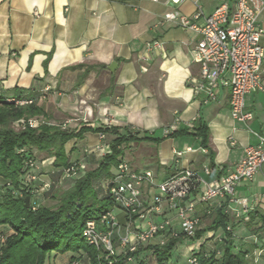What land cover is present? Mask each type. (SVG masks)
Here are the masks:
<instances>
[{
	"label": "crops",
	"instance_id": "1",
	"mask_svg": "<svg viewBox=\"0 0 264 264\" xmlns=\"http://www.w3.org/2000/svg\"><path fill=\"white\" fill-rule=\"evenodd\" d=\"M222 2L232 7L236 0H184L178 9L188 16L198 14L201 23ZM168 9L163 0H0V88L7 97L25 92L35 97L51 125L73 123L76 130L91 129L64 144L69 163L86 159L82 164L95 168L103 156L92 149L100 142L95 129L116 130L104 132L102 142L107 145L131 130L137 131L136 137L158 139L122 145V158L134 169H150L157 181L183 169L212 180L221 166L229 171L243 159L245 146L257 142L255 133L264 135V58L263 88L245 96L254 118L247 124L233 121L227 87H219L207 104L204 93L194 94L192 81L199 75V65L192 50L198 36L164 21ZM258 25L264 30V11ZM154 40L162 42V49L146 53V42ZM175 119L183 132L164 135L163 129ZM198 123L208 129L205 148L193 135ZM32 153L46 159L34 171L37 199L41 205H54L55 188L65 190L74 180L61 175L47 152ZM207 166L212 171L208 177L203 173ZM261 187L264 166L253 181L237 189L239 197L255 199L250 222L234 225L238 236L251 234L264 217ZM150 193L145 189L146 199ZM197 207L200 218L207 217L205 206ZM114 214L124 221L122 212ZM257 231L260 244L264 230ZM11 233L10 227L0 225V245ZM254 246L244 247L252 255ZM73 256L79 257L74 264L88 263L83 254L52 252L48 264H69Z\"/></svg>",
	"mask_w": 264,
	"mask_h": 264
},
{
	"label": "built area",
	"instance_id": "2",
	"mask_svg": "<svg viewBox=\"0 0 264 264\" xmlns=\"http://www.w3.org/2000/svg\"><path fill=\"white\" fill-rule=\"evenodd\" d=\"M163 1L169 8L163 14V20L181 29L191 30L198 36L192 50L194 60L199 65V75L192 81L194 94L204 93L203 103L207 104L216 98L219 87H227L233 121L244 124L252 121L254 114L246 108L245 96L263 88L264 30L259 27L258 19L264 11V0H236L232 7L227 2L219 3L201 23L197 20L198 14L188 16L179 11L178 6L184 0ZM162 47L161 41L154 40L146 42L145 51L150 53ZM0 100L17 106L34 102L27 92L22 96L7 97L2 88ZM178 122L179 119H175L164 128V135L178 131ZM41 123L44 121L36 116L20 120L19 127L37 128ZM61 127L65 128V124ZM255 136L256 144L245 146L243 159L229 171H222L221 166L220 174L212 180L183 169L166 180L157 181L150 169L136 170L122 158L105 186L114 206L101 213L97 221L90 219L84 224L83 239L108 264L116 262L119 256L125 264H156L154 250L142 255L139 249L150 243L163 245L166 239L180 235L184 238L180 247L186 264H202L199 256L207 264H222L223 247L229 240L241 241L242 246L250 243L256 245L260 231L252 229L251 234L241 237L234 229L237 222H250L255 200L239 197L237 189L242 183L253 181L264 166V135L255 133ZM98 138L100 142L92 148L93 151L101 155L110 153L109 145L102 142L104 134L98 132ZM174 153L179 155V152ZM26 166L30 172L28 179L36 180L34 171L38 165L35 160L28 159ZM83 167V164L68 165L62 169V176L72 177ZM203 173L208 177L212 171L207 166L203 167ZM145 189L151 192L149 199L145 198ZM200 205L205 206L204 214L207 216L216 208L221 209L226 217L225 226L218 230H207L199 239L190 242L200 229L201 218L197 213V206ZM36 207L37 204L33 203V209ZM114 209L123 213L122 223L116 218ZM235 247L238 250L239 246ZM262 252L260 248L254 249V263ZM249 256L247 254V258Z\"/></svg>",
	"mask_w": 264,
	"mask_h": 264
},
{
	"label": "trees",
	"instance_id": "3",
	"mask_svg": "<svg viewBox=\"0 0 264 264\" xmlns=\"http://www.w3.org/2000/svg\"><path fill=\"white\" fill-rule=\"evenodd\" d=\"M34 102L25 106H17L0 100V225H7L12 230L0 245V264H44L46 257L55 252H66L85 255L87 264H108L99 256L97 250L89 246L82 236L84 224L90 219L96 220L99 215L113 208V201L107 195L105 186L113 175V169L122 160V145L130 141L158 139L136 137L137 131H128V134L118 135L109 143L110 153L104 154L95 168L79 172L69 178L74 180L71 187L62 191L51 206L41 205L37 199V190L33 182L28 179L29 169L26 161L34 159L32 149L47 152L54 157L53 166L62 169L69 163L64 150V144L69 140L81 137L82 133L90 128L67 130L60 125L48 123L43 108ZM43 117L44 123L36 127L19 126L20 120L32 117ZM100 133L116 131L114 128L95 129ZM183 131H175L170 136H176ZM193 135L199 137L201 145L207 147L208 129L203 123L195 126ZM35 174V173H34ZM28 197L29 204L25 205ZM33 203L37 207L33 209ZM212 220L204 229H198L193 242L200 238L207 230L224 228L226 217L221 209L212 212ZM264 217H260L257 230H264L262 225ZM184 238L182 235L168 238L163 245L150 243L139 249L144 255L148 250H154L156 264H181L182 247L172 256L173 249L180 248ZM239 246L236 250L235 246ZM204 247V246H203ZM202 247V248H203ZM255 248L263 250L257 262L249 263L247 254L249 250L240 242L229 240L223 247L222 264H264V241L257 243ZM201 249V248H200ZM79 258V257H78ZM77 257L73 256L69 264H73ZM202 264V256H199ZM111 264H125L121 256ZM140 264H146L141 262ZM186 264V261H185Z\"/></svg>",
	"mask_w": 264,
	"mask_h": 264
},
{
	"label": "rangeland",
	"instance_id": "4",
	"mask_svg": "<svg viewBox=\"0 0 264 264\" xmlns=\"http://www.w3.org/2000/svg\"><path fill=\"white\" fill-rule=\"evenodd\" d=\"M260 113V112H259ZM40 119L42 120V121H45V119L43 118V117H40ZM64 123H58L57 125H60V126H62ZM66 129L69 131V130H73V129H75V127L76 126H74V124L72 123V124H66ZM14 129H20L19 128V126H17V125H14ZM72 142H74V140H69V143H72ZM72 145V144H71ZM74 145V144H73ZM72 145V146H73ZM34 159H35V162H36V164L38 165V168L35 170V171H38V169H40L41 168V165L43 166V162H44V160H46V159H38L37 158V156L36 155H34ZM87 160H89V159H87ZM83 162H86V159H85V161H83V160H74L73 161V163H78V164H82ZM91 162V161H90ZM72 163V162H71ZM84 165V164H83ZM86 166L84 165V167L81 169V170H84V169H90V168H93V166H89V165H87V167L85 168ZM84 172V171H83ZM56 190H54L55 192H54V195H55V197L54 198H58L59 196H60V194L62 193V191H64V189L62 188V187H60V188H55ZM261 191H264V187H261ZM114 210H116L117 212H118V209H114ZM211 220H212V217H203L200 221H201V224H200V229H204V228H206L208 225H209V223L211 222ZM7 226V225H6ZM236 244H237V242H236ZM179 247V246H178ZM178 247H176L175 249H173V252H172V256H175L176 255V253L180 250V249H177ZM253 251V250H252ZM253 253V252H252ZM250 255V254H249ZM252 258H253V255H250L248 258H247V261L249 262V263H251L252 262ZM180 263L181 264H185V260L183 259H181V261H180ZM44 264H48V257H46V259H45V262H44ZM74 264V263H73Z\"/></svg>",
	"mask_w": 264,
	"mask_h": 264
},
{
	"label": "water",
	"instance_id": "5",
	"mask_svg": "<svg viewBox=\"0 0 264 264\" xmlns=\"http://www.w3.org/2000/svg\"><path fill=\"white\" fill-rule=\"evenodd\" d=\"M28 204H29V199H28V197H26L25 198V205L28 206Z\"/></svg>",
	"mask_w": 264,
	"mask_h": 264
}]
</instances>
